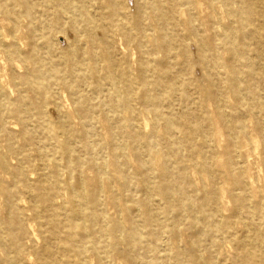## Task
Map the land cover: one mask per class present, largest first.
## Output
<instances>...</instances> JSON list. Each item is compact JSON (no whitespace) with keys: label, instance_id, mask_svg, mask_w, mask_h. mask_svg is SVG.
I'll return each mask as SVG.
<instances>
[{"label":"rangeland","instance_id":"1","mask_svg":"<svg viewBox=\"0 0 264 264\" xmlns=\"http://www.w3.org/2000/svg\"><path fill=\"white\" fill-rule=\"evenodd\" d=\"M32 1L33 14L16 28L1 16L10 22V37L21 39L20 45H7L21 55L0 58V76L15 90L0 83L1 240L13 244L19 234L30 246L41 224L48 233L68 235L67 225L74 241L98 248L97 255L88 253V264H264V42L247 41L252 52L246 53L233 40L236 56L222 50L224 45L213 53L200 50L211 59L203 65L194 56L198 33L184 22L190 12L180 0L181 32L192 58L176 57L172 50L162 62L157 53L146 66L149 72L112 86L105 75L118 71L105 60L100 29L90 27L100 64L89 62L93 76L72 77L87 95L83 105L73 102L79 96L65 82L70 71L65 60L75 46L86 55L90 40L83 18L98 23L100 7L108 12L110 4L91 0L76 18L80 0ZM147 13L155 39L163 20L156 11ZM55 22L58 27L48 34L46 25ZM37 25L44 27L34 31ZM199 33L221 43L206 28ZM168 38L176 40L173 34ZM50 42L54 68L44 73L50 67L44 53L34 61L28 52L33 43ZM117 45L112 51L120 59L123 46ZM4 50L0 47V54ZM49 74L59 79L54 89H47ZM4 109L14 118L4 121ZM48 130L61 131L53 136ZM7 132L13 141L9 149L3 141ZM26 182L34 185L36 208ZM49 195L59 212L50 210ZM63 241L69 245L71 239ZM1 245L5 264L10 248L2 252Z\"/></svg>","mask_w":264,"mask_h":264},{"label":"bare ground","instance_id":"2","mask_svg":"<svg viewBox=\"0 0 264 264\" xmlns=\"http://www.w3.org/2000/svg\"><path fill=\"white\" fill-rule=\"evenodd\" d=\"M99 1H101V4L105 1L109 2L110 11H103L105 8L101 6V10L99 9L101 19L98 23L93 22L89 17L85 16L83 18V32L90 40V42L87 43L88 45L90 43V48L85 50L86 55H84V51L75 46V48L69 51L65 60V63L70 68L68 74H65L67 75V77H65V82H67V85H69L70 89L73 91L72 95L79 96V100L77 99L78 101L73 100L74 103L77 102L78 104L82 103L83 105H86L84 98H86L87 95L77 87L76 81L74 82L72 77L77 80L78 78L85 79L88 74L93 76L88 70V67L90 66L89 62L94 61L100 64L97 59V55L94 54L95 51L91 48L94 40L91 39V36L89 35L90 27H97L100 29V35L104 40V47L107 51L105 60L108 61V64H110L109 67L118 71L117 74L111 72L110 75H105V81L110 82L112 86L118 84L120 81H123V84L130 83L138 78V73L142 75L145 72H149V70H146V66L153 65V58L157 53H162L164 56L162 62L170 60L172 57V50L176 51V57H178L180 53V57H186L189 58V60L192 58L191 54L188 55L190 50L185 39L186 36H184L181 32L183 22L180 20L179 16L181 9L179 4L180 0ZM80 3V6L83 8V6L90 4L91 0H80ZM32 4V0H0V47L5 49L2 54H0V58H4V55L8 56V58L17 54L21 55V52L18 51V47L16 50L13 49L14 45H20V38L16 36L10 37L7 32V30L12 29L9 24L10 22L5 23L4 18L1 16L5 15L6 17H9L13 23L12 27L16 28L23 16H31L33 14ZM183 6L190 12L184 22L187 24L189 23L191 30L198 33L199 48L194 56L200 63L202 62L203 65H209L211 63V59L202 55L201 52L203 49H205L204 53H213L222 48V50L225 49L227 52H233L236 56L237 52L235 49L237 50L238 48L232 44L233 40H235L237 44L243 45L246 53L252 52V49H250V45L248 44L249 42L247 43V41L251 40L254 43L264 42V0H183ZM150 9L152 11H156L161 17L160 19L163 20L161 21L158 29L160 34L155 39L150 37L151 34L149 25L146 24V21L149 18L147 10ZM218 11H221L222 13L218 14ZM85 12L87 11L84 10V8L82 10H76V18H80ZM169 21L172 22L173 28H170ZM58 25V22H55L53 26L47 24L46 28L48 30V34H52V31L56 30L54 27H58ZM43 27L44 25H37L34 27V31H40ZM202 27L212 33V37L216 36L219 39L218 42L221 43L217 44L209 37H205L203 35L200 36L199 32ZM23 31H25L24 28ZM172 34L175 35L176 40L172 42V40L168 38L167 41L165 38L167 36H171ZM161 39L165 40L164 45L158 47L156 42ZM118 41H121V46H123V48H121L123 50L122 53L124 57L120 59L115 58L112 51V48L115 45L118 46ZM9 44L14 45L12 47H8L7 45ZM51 45L52 42H50V44L48 43L46 47H38L33 43L30 45V51L28 52V59L34 61L36 60L38 53H44V61L50 66L47 67L48 70L44 73H49L54 68L51 61V53L53 51ZM221 45L224 46L221 47ZM261 50L262 49L257 48V54L261 55ZM79 52H83V54ZM40 64L41 63L38 65ZM74 67H76L75 70H73ZM78 68L82 69V71L83 69H86V72L78 74ZM133 72L134 75H137V77L133 75ZM135 72H137V74ZM48 76H50V74ZM148 76H150V73ZM221 76H223V74ZM57 80L59 79H53L50 76L47 89H54L58 84ZM0 83L5 85L7 90L15 92L10 84V81H7L6 75L3 74V76H0ZM28 87L35 90L32 85H29ZM95 90L99 93V88L97 86ZM20 91L23 92L22 90ZM21 100L24 102L23 96L19 101L20 103ZM60 104L63 105L64 101H60ZM4 111V121L13 117V111L6 112V109H4ZM82 112H86V108H84ZM19 120L23 123L22 121L25 119L23 116H20ZM60 131H56L52 134V131L48 130V133L53 136H57ZM9 132L4 134L5 137L3 136V141L7 142L6 145L8 149L13 147V141L8 135ZM1 156L4 162L7 163V157L4 155ZM14 156L16 157L17 154H14ZM52 161H54L55 165L58 164V160L56 158L52 159ZM6 167L7 164L5 168ZM23 184L24 187L28 188L27 194L31 202L35 204L36 208L38 200H35V196L37 195L34 196V185H29L28 182ZM48 201L50 204V210L52 209L55 212H59V207H56V205L51 202L53 200L50 195ZM40 227V231L33 233L35 240H33V244L30 246H27V244L22 241V237L19 234L15 236L16 238L13 244L6 243L9 241L4 238L1 240L0 237V244L4 247L2 248V252H5V249H7L6 247L10 248V251L7 253V258L2 259V261L5 264H88V253L94 252L96 255L98 253V248L93 242L88 244L77 240L74 241V239H72L74 233L72 231L73 228L69 229V226L67 225L64 229L68 228V230L71 231L68 235L66 233H62V230L61 233H48V231L44 229V224H41ZM86 234L89 235L88 232H86ZM52 235H54V237ZM41 239L42 244L36 245V241ZM70 239L71 241L69 245L67 244L69 241H63ZM49 242L51 245H49ZM24 256H26V258ZM76 260H78L79 263H77Z\"/></svg>","mask_w":264,"mask_h":264}]
</instances>
